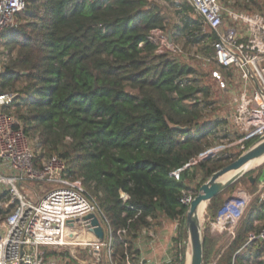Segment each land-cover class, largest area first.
Returning a JSON list of instances; mask_svg holds the SVG:
<instances>
[{
	"label": "trees",
	"instance_id": "trees-1",
	"mask_svg": "<svg viewBox=\"0 0 264 264\" xmlns=\"http://www.w3.org/2000/svg\"><path fill=\"white\" fill-rule=\"evenodd\" d=\"M165 1L180 22L170 25L172 40L212 57L214 36L199 17L187 15L193 13L187 0ZM24 2L16 24L0 33V90L16 95L7 112L37 139V165L63 159L67 178L77 180L108 220L113 254L101 264H136L137 234L161 217L177 223L170 264H185L188 206L179 200L197 175L199 189L221 168L222 153L206 154L214 142L238 138L225 122L209 119L211 85L181 55L158 53L150 42L151 31L169 27L153 0ZM263 162L264 155L256 167ZM261 223L264 202L253 201L217 264H246L248 255L236 253ZM219 242L206 222L202 264L219 253Z\"/></svg>",
	"mask_w": 264,
	"mask_h": 264
},
{
	"label": "built area",
	"instance_id": "built-area-1",
	"mask_svg": "<svg viewBox=\"0 0 264 264\" xmlns=\"http://www.w3.org/2000/svg\"><path fill=\"white\" fill-rule=\"evenodd\" d=\"M187 2L204 28L214 36L212 57H195L214 63L217 70L211 77L221 90H229L232 109L227 118L228 129L237 135V143L244 150L245 142L256 140L264 133V13H238L224 8L219 0ZM24 8V0H0V33L13 27L15 15ZM148 39L156 45L158 53L176 57L182 54L167 32L153 30ZM4 63L5 58L0 55V75ZM221 70L229 75L230 88ZM15 96L0 90V186L3 188L0 209L4 211L0 216V264H65L58 257L56 260L46 256L49 252L60 256L64 251L76 264H88L89 260L77 258L71 252V248L77 246L89 252L91 264L110 261L113 239L108 220L81 185L67 178V164L63 159L42 158L37 165V152L33 148L37 139H29L16 118L7 112ZM208 153L214 152L209 150ZM32 182L55 187L33 201L26 193V185ZM182 196L179 202L189 206L193 198ZM253 201L264 202V182L252 193L237 189L218 209L213 220L206 218L210 235L227 245L208 264H217L235 239ZM87 215L97 218L103 239L94 235L91 219H82ZM81 233L91 238L78 243ZM245 249L249 251V263L264 262V226L250 232L236 254ZM136 264L146 263L139 260Z\"/></svg>",
	"mask_w": 264,
	"mask_h": 264
},
{
	"label": "rangeland",
	"instance_id": "rangeland-1",
	"mask_svg": "<svg viewBox=\"0 0 264 264\" xmlns=\"http://www.w3.org/2000/svg\"><path fill=\"white\" fill-rule=\"evenodd\" d=\"M172 1L182 3L183 0H172ZM219 1L224 8L234 10L238 13H247V14L264 13V0H219ZM153 2L156 3L160 7L162 13L167 17V22H168L169 27L167 26L168 28L165 29L166 32L170 31L169 30L170 25L180 23V22H178L179 20L177 19V14L175 13V8L171 5L170 1L153 0ZM187 15L191 18L196 17L190 9L187 10ZM15 24H16V20L14 19L13 20V26ZM205 29L209 33L208 29L207 28H205ZM179 42L180 41L177 40V46L180 49V51L182 52L181 57H179V59L186 61L189 64H192L193 67H195L201 73H203L205 76V78H204L205 82L204 83L206 84L208 82L212 87L211 101L213 104L210 107V108H212V112H210L209 119L211 117L213 119H219V120L225 122L224 125L227 124L226 126H228L230 122H229V120H227V118H228V115L230 114L231 109H232L231 95H230L229 90H227V91L221 90L219 88V85L216 83V81L213 80V78L211 77V73L214 70H217L216 66L214 65V63L213 64L211 62L205 63L204 61L197 59L195 57V55H201V54H199V52L196 51L197 49L189 48V47L183 48V44L179 43ZM0 52H1V45H0ZM226 81L228 83V87L230 88L232 85L231 81H229L228 78H226ZM228 133L230 135L232 134V137H234V135H235V137L237 136L236 134L231 133L230 129H228ZM262 137H264V133L258 139L252 140V144L250 145V147L247 149L245 148L244 150L241 149V146L239 143H237L238 140L236 138L233 139L231 142L225 141L224 143H221V142L215 141L213 147L210 148V151L214 152L211 156L213 157V156H216V155L222 153V155H223L222 158L224 160L222 161L221 168L219 169V170H221L222 168L226 167L227 165H229L230 163H232L236 160L235 155H237L238 152L243 151L241 153V155H242L245 152H247L248 149L259 144ZM33 148L37 152V154H39L38 147L36 148V145H34ZM209 154H211V153H208L207 155H209ZM39 155L41 156V154H39ZM228 158H230V159H228ZM263 169H264V162L261 163L257 167L256 166L253 167L247 173L242 175L239 179H237L233 183L229 184L218 196L215 197V198H218L217 204H216V202L214 204L212 203V206H214L212 211L208 210L211 201L206 204V207L204 206L205 208L204 207L201 208V212L199 215L198 227H199V230L201 232L202 239H203V233H204V229H205L206 218L210 217L213 213L218 211V209L224 204V202L228 198H230L231 195L234 193V191H236L237 189H242V190L246 191L247 193H252L255 190L256 186L254 187V185L251 184L249 178L251 177L252 179H254L255 182H257V179L260 176V173ZM209 179H207L203 184L207 183ZM69 180L72 183H77V180H75V179L71 178ZM202 181H203L202 175H200V174L197 175V177L194 181L192 180L191 182H189L187 184L189 189H188V191L183 192L182 198L188 199L189 197H191V198L196 197L199 194V189H200V188L199 189L197 188V185L200 184ZM51 187H55V185H45L43 183L32 182V183H28L26 185V193L31 198V200L36 201V200H38V198H40V196H42L46 192V190L50 189ZM1 191H3V188L0 186V192ZM263 226H264V223L259 224L257 230ZM185 229H186V241L184 242V247H185L184 248V255H185V263H186L187 253L188 252L191 253L190 242L188 240V235H187L186 220H185ZM257 230H255V231H257ZM80 236L88 237L86 234H83V233H81ZM88 239H90V238L89 237L85 238L83 241H81V243H84ZM78 243H80V242H78ZM182 246H183V244H182ZM226 246H227L226 242L221 241V240L217 245V247L220 250ZM81 248L78 246L72 247L71 252H73V255L77 258H80L82 260H89L88 264H91V256L89 255V252H87V251L85 252L83 250L81 251L80 250ZM247 255H249V251H248V249H245V250L240 252L238 257L239 258H242L244 256L247 257ZM56 260H57V258H56ZM58 260L65 262V264H75L73 260H70L68 252H65V251L63 252V254L58 256ZM84 263H85V261H84ZM146 264H150V263H146ZM246 264H255V261H252L251 263H249V261H248V262H246Z\"/></svg>",
	"mask_w": 264,
	"mask_h": 264
},
{
	"label": "water",
	"instance_id": "water-1",
	"mask_svg": "<svg viewBox=\"0 0 264 264\" xmlns=\"http://www.w3.org/2000/svg\"><path fill=\"white\" fill-rule=\"evenodd\" d=\"M186 131V129H181ZM264 155V137H262L259 144L248 149L247 152L240 155L234 162L230 163L226 167L212 174L207 183L203 184L199 189V194L192 199L188 206L186 214V227L188 240L190 242L191 254L189 264H202L203 261V239L199 230L195 215L199 205L203 202L209 203L212 199L218 196L229 184L234 181L228 182L224 185H219L217 180L224 174L230 171L239 170L240 168L247 166L253 160L258 159ZM247 173V172H246ZM245 174V173H244ZM243 174V175H244ZM239 179V178H238ZM251 183H255L254 179L249 178ZM257 181L259 183L264 182V169L261 171ZM83 220L91 219V225L95 228L93 230L94 235L98 239H103V232L97 222V218L94 215H87L82 218Z\"/></svg>",
	"mask_w": 264,
	"mask_h": 264
},
{
	"label": "crops",
	"instance_id": "crops-1",
	"mask_svg": "<svg viewBox=\"0 0 264 264\" xmlns=\"http://www.w3.org/2000/svg\"><path fill=\"white\" fill-rule=\"evenodd\" d=\"M199 56L201 57L202 55ZM223 75L226 78H229V75L227 73L223 72ZM226 125L225 127L228 130V126ZM256 184L257 187L260 183L257 181ZM176 235V222L164 218H157L151 220L150 226L147 229H144L139 232L137 234L136 239L134 240V247L138 253L137 260H140L143 263L166 264L169 260H172L173 258V240ZM50 253L51 256H48L49 259H55L58 257V255H56L54 252Z\"/></svg>",
	"mask_w": 264,
	"mask_h": 264
},
{
	"label": "bare ground",
	"instance_id": "bare-ground-1",
	"mask_svg": "<svg viewBox=\"0 0 264 264\" xmlns=\"http://www.w3.org/2000/svg\"><path fill=\"white\" fill-rule=\"evenodd\" d=\"M263 156V155H262ZM261 156V157H262ZM261 157H259L258 159H256V160H253L252 162H250L247 166H244V167H242V168H240L239 170H235V171H230V172H227L226 174H224V175H222L218 180H217V183L219 184V185H224V184H226V183H228V182H231V181H234V180H236V179H238V178H240L244 173H246V172H248L250 169H252L253 167H255L257 164H258V162H259V160H260V158ZM206 202H203V203H201L200 205H199V207H198V209H197V212H196V215H195V219H196V221H197V224H198V222H199V215H200V212H201V208L202 207H204V206H206ZM89 238H91V235H88V234H86ZM88 237H85V236H80L79 238H78V242H81V241H83L85 238H88ZM190 252H188L187 253V259H186V263L185 264H189V261H190Z\"/></svg>",
	"mask_w": 264,
	"mask_h": 264
}]
</instances>
